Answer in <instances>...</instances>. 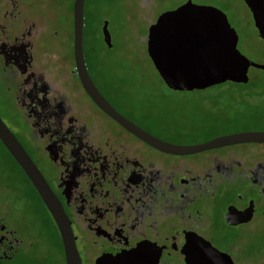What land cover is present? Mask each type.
<instances>
[{
    "label": "flooded vegetation",
    "instance_id": "1",
    "mask_svg": "<svg viewBox=\"0 0 264 264\" xmlns=\"http://www.w3.org/2000/svg\"><path fill=\"white\" fill-rule=\"evenodd\" d=\"M40 1L0 0V119L39 183L0 141V264L261 262V247L247 233L264 230V142L196 151L159 146L264 130V120L251 125L220 112V100L228 102L210 89L254 81L176 89L161 78L115 80L97 55L92 65L82 39L87 74L125 125L79 81L71 6L70 49L63 53L52 47L62 23L41 12ZM104 44L112 46L110 33ZM142 52L156 71L146 37ZM242 143L249 145L236 147Z\"/></svg>",
    "mask_w": 264,
    "mask_h": 264
},
{
    "label": "water",
    "instance_id": "2",
    "mask_svg": "<svg viewBox=\"0 0 264 264\" xmlns=\"http://www.w3.org/2000/svg\"><path fill=\"white\" fill-rule=\"evenodd\" d=\"M249 8L258 36L264 40V0H243ZM84 0H72V49L79 81L93 102L125 124L102 97L87 74L82 53ZM101 33L108 42L106 21ZM237 35L225 14L215 6L190 0L160 12L146 31V51L160 78L171 88L192 89L222 81L246 82L247 69H264L236 48ZM129 125V124H125ZM0 141L39 188L37 170L21 145L0 119ZM237 142H264V130H242L220 134L191 145L160 144L176 151H196ZM37 175V176H36ZM40 190V189H39Z\"/></svg>",
    "mask_w": 264,
    "mask_h": 264
},
{
    "label": "rangeland",
    "instance_id": "3",
    "mask_svg": "<svg viewBox=\"0 0 264 264\" xmlns=\"http://www.w3.org/2000/svg\"><path fill=\"white\" fill-rule=\"evenodd\" d=\"M182 0H84L83 2V49L95 65L93 59L97 55L102 66H108L115 74V80H134L158 82L160 77L143 54L147 27L156 13L173 8ZM44 10L55 17L53 23H62V39L54 46L63 53L70 49V28L66 20L70 16L65 9L71 6L72 0H42ZM193 3L208 4L225 12L229 24L237 35L236 48L252 61L264 64V40H262L253 25L247 7L238 0H192ZM150 7L149 11L147 8ZM63 12V15L61 14ZM62 15V16H61ZM42 16L48 18L46 14ZM106 21L110 33L111 47L104 44L101 37V27ZM134 67V71H129ZM110 75V74H108ZM248 80L254 83H224L210 86L212 91L218 90L219 97L228 103L219 102L220 112L233 114L236 119L251 125L262 124L264 120V70L253 66L247 69ZM201 93H188L189 98L201 97ZM244 121V122H243ZM249 144H238L240 148ZM247 235L250 241L261 247L262 261L251 264H264V230L252 229Z\"/></svg>",
    "mask_w": 264,
    "mask_h": 264
},
{
    "label": "trees",
    "instance_id": "4",
    "mask_svg": "<svg viewBox=\"0 0 264 264\" xmlns=\"http://www.w3.org/2000/svg\"><path fill=\"white\" fill-rule=\"evenodd\" d=\"M263 70H264V69H263ZM247 81H249V80H247ZM250 81H252V82H253V80H250ZM250 87H252V85H251Z\"/></svg>",
    "mask_w": 264,
    "mask_h": 264
}]
</instances>
